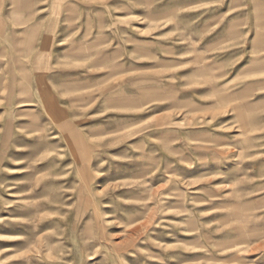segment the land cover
<instances>
[{"label":"rangeland","instance_id":"1","mask_svg":"<svg viewBox=\"0 0 264 264\" xmlns=\"http://www.w3.org/2000/svg\"><path fill=\"white\" fill-rule=\"evenodd\" d=\"M0 264H264V0H0Z\"/></svg>","mask_w":264,"mask_h":264}]
</instances>
